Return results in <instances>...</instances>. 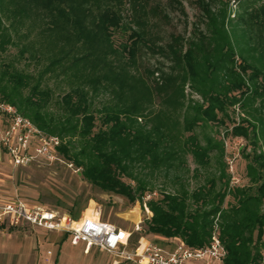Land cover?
<instances>
[{
  "label": "trees",
  "instance_id": "obj_1",
  "mask_svg": "<svg viewBox=\"0 0 264 264\" xmlns=\"http://www.w3.org/2000/svg\"><path fill=\"white\" fill-rule=\"evenodd\" d=\"M128 1L134 16L125 23L124 15L108 6L48 0L41 11L45 21L39 23L43 40L38 50L50 61L37 78L3 66L0 100L15 106L43 133L57 136L58 153L80 168L89 183L146 204L151 215L140 224L136 238L202 247L215 232L226 250L225 264H264V149L257 150L259 140L264 147V3L243 0L234 23L226 16L224 1L213 12L210 2L197 0L207 18L206 31L195 28L194 41L183 52L180 39L158 48L172 61V80L168 84L163 77L154 85L169 92L153 111V88L128 68L137 66L140 45L153 46L137 15L144 6L140 0ZM26 11H0L1 51L13 43L9 27L22 23ZM4 15L12 18L10 24H4ZM118 29L128 35L116 45L113 34ZM48 73L62 76L68 89L54 96L50 86L42 85ZM151 75L146 71V78ZM137 83L142 86L136 88ZM186 83L204 104L193 107L191 115L186 107L180 120L177 111L184 106ZM235 105L246 117L232 132L249 139L253 150L245 156L248 184L231 186L222 141L206 134L202 142L195 128L225 124ZM188 156L195 163L191 177L203 176L192 188ZM212 158L216 173L209 172ZM160 177L159 195L144 201L153 192L152 180ZM227 197L231 200L225 204ZM63 235L70 240L68 233Z\"/></svg>",
  "mask_w": 264,
  "mask_h": 264
},
{
  "label": "rangeland",
  "instance_id": "obj_2",
  "mask_svg": "<svg viewBox=\"0 0 264 264\" xmlns=\"http://www.w3.org/2000/svg\"><path fill=\"white\" fill-rule=\"evenodd\" d=\"M85 1L87 3L98 4L101 8L111 7L119 10L124 15L123 21L129 23L134 16L131 10V3L128 0H74ZM210 2L213 12L222 5L220 0H205ZM226 3V16L233 20L242 14L243 0H222ZM48 0H0V11L9 12L11 9H25L26 17L20 18V24L15 28L9 27V34L13 43L7 44L5 50H0V72L3 66H9L22 70L34 78L49 63L50 58L43 56L38 50L40 46L41 33L40 21H45L41 16L43 8L48 5ZM144 6L139 9V21L146 29V38L153 44L150 48L140 45V53L137 66H129V70L134 74L142 75L152 90L151 110L160 108V97L169 92L165 86L162 89H154V85L161 84L163 77L171 78L172 61L163 55L158 48L166 49L174 39L182 40L181 50L186 49L189 41L195 35V28L205 32L207 18L203 14L202 7L197 0H140ZM264 0H258L255 6H260ZM3 15V14H2ZM28 15V16H27ZM2 16L4 24H10L12 18L6 19ZM42 22V21H41ZM240 26V25H239ZM128 32L116 30L113 34L114 43L118 45L127 39ZM43 36V35H42ZM194 41V40H193ZM152 47V48H151ZM26 48L23 53L21 50ZM146 71H151L152 75L146 78ZM144 83V82H143ZM46 84L53 90L54 96L62 94L68 89V84L62 76L46 74L42 76V85ZM142 86L136 84V88ZM27 91V90H25ZM183 104L177 111L181 120L182 112L189 107L188 114H192V108L204 104L203 97L192 89L189 83L183 86ZM101 99V96H99ZM180 101V98H179ZM165 109L170 111L172 106L168 101ZM97 105V103H96ZM163 106V105H162ZM51 104V109H56ZM230 120L225 124L208 123L205 127L198 125L195 132L201 141L204 136L210 135L217 140H221L224 146V161L233 162V174L239 178L240 185L248 184L246 177V154H251L253 143L243 136H235L232 126L238 124L241 118L246 117L242 109L235 105L229 109ZM241 139L239 143L236 139ZM257 150H263L262 140H259ZM187 166L190 170V188L197 182L203 181V176L191 177L195 163L191 157L187 158ZM215 159L212 158V167L209 172H215ZM228 172V169H227ZM216 173V172H215ZM231 176L232 173L228 172ZM159 179L152 180L153 192L151 196L159 195L162 188ZM133 185L134 183L131 182ZM15 196L24 199L29 204H37L46 208L69 212L76 218L85 214L90 217L93 213L99 215L103 220L109 221L123 228L133 230L135 223L142 224L146 216H150L144 205L139 201L129 202L125 197L110 192H105L85 180L81 174V169L74 164L67 162L59 153L58 159L48 161L38 159L32 163L22 166H12L4 157L0 160V204L10 201ZM148 199H145V201ZM226 198L225 204L230 201ZM73 202L75 205L72 206ZM72 208L68 210L66 207ZM147 207V206H146ZM148 209V207H147ZM149 210V209H148ZM150 211V210H149ZM133 231L132 239L137 240ZM146 237V236H145ZM151 239V237H146ZM264 238V235H263ZM0 264H133L129 261L120 260L110 253L93 248L86 253L82 243L72 245L70 240L63 233L45 228L30 226L28 224L11 225L7 220L0 221Z\"/></svg>",
  "mask_w": 264,
  "mask_h": 264
},
{
  "label": "built area",
  "instance_id": "obj_3",
  "mask_svg": "<svg viewBox=\"0 0 264 264\" xmlns=\"http://www.w3.org/2000/svg\"><path fill=\"white\" fill-rule=\"evenodd\" d=\"M58 145L57 136L43 133L15 106L0 100V160L4 157L14 167L26 166L38 159L57 160ZM227 165L228 172L232 173L230 185H237L239 178L233 174L232 160H227ZM151 197L146 194L143 200ZM143 205L151 213L146 204ZM4 220L14 226L28 224L68 233L70 243H82L86 253L96 248L133 264H225L226 250L215 232L209 244L202 247H191L182 242L161 245L143 235L133 241V231L141 230L139 223L129 230L100 216L96 219L74 218L68 212L29 204L18 196L0 204V221Z\"/></svg>",
  "mask_w": 264,
  "mask_h": 264
},
{
  "label": "bare ground",
  "instance_id": "obj_4",
  "mask_svg": "<svg viewBox=\"0 0 264 264\" xmlns=\"http://www.w3.org/2000/svg\"><path fill=\"white\" fill-rule=\"evenodd\" d=\"M82 217H85V214L84 215H82ZM90 217H92V218H99V215H97L96 213H93L92 212V215L90 216Z\"/></svg>",
  "mask_w": 264,
  "mask_h": 264
}]
</instances>
